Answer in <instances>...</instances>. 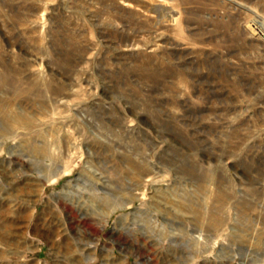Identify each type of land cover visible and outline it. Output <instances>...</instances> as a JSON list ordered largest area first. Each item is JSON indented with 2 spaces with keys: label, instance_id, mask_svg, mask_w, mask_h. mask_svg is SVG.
Here are the masks:
<instances>
[{
  "label": "rangeland",
  "instance_id": "1",
  "mask_svg": "<svg viewBox=\"0 0 264 264\" xmlns=\"http://www.w3.org/2000/svg\"><path fill=\"white\" fill-rule=\"evenodd\" d=\"M0 264H264V0H0Z\"/></svg>",
  "mask_w": 264,
  "mask_h": 264
}]
</instances>
